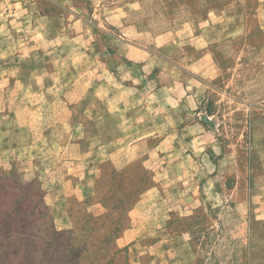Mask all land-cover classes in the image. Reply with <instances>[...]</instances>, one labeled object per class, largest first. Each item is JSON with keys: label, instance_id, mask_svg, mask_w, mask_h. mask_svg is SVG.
I'll return each instance as SVG.
<instances>
[{"label": "rangeland", "instance_id": "rangeland-1", "mask_svg": "<svg viewBox=\"0 0 264 264\" xmlns=\"http://www.w3.org/2000/svg\"><path fill=\"white\" fill-rule=\"evenodd\" d=\"M228 1L0 0V264H264V35Z\"/></svg>", "mask_w": 264, "mask_h": 264}, {"label": "crops", "instance_id": "crops-1", "mask_svg": "<svg viewBox=\"0 0 264 264\" xmlns=\"http://www.w3.org/2000/svg\"><path fill=\"white\" fill-rule=\"evenodd\" d=\"M249 0H229L228 2L218 5V8L214 7L211 13V9L209 8L208 13L211 17H219L218 19V29L224 32L223 27L228 25L226 28L225 37H231V35L235 34V32L239 31L240 22V14L237 11V8H246L249 6ZM256 2V12L259 22L261 24L262 34L264 35V0H254ZM236 7V10H232ZM226 9H229L228 11ZM232 10V11H231ZM208 15V14H207ZM243 17L241 18V20ZM245 25V24H244Z\"/></svg>", "mask_w": 264, "mask_h": 264}]
</instances>
